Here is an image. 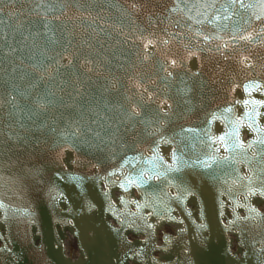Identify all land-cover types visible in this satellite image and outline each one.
Instances as JSON below:
<instances>
[{"label":"water","instance_id":"95a60500","mask_svg":"<svg viewBox=\"0 0 264 264\" xmlns=\"http://www.w3.org/2000/svg\"><path fill=\"white\" fill-rule=\"evenodd\" d=\"M249 181L264 0H0V264H264Z\"/></svg>","mask_w":264,"mask_h":264},{"label":"snow or ice","instance_id":"6c2138e0","mask_svg":"<svg viewBox=\"0 0 264 264\" xmlns=\"http://www.w3.org/2000/svg\"><path fill=\"white\" fill-rule=\"evenodd\" d=\"M38 103H39V106L40 107H44V102L43 101H40ZM134 113L135 112H133V114ZM222 146L225 148V150H228L229 149V146L227 144H223ZM243 146H244V142L243 141H240V143L238 145H236L235 147H243ZM219 151H220L219 148H216L215 149V152L218 153ZM159 159L161 161H163V157L162 156L159 157ZM172 159L173 160L176 159V156H175V153L174 152L172 154ZM209 160H215V156H210L209 157ZM165 163H166V161H165ZM196 164H198V165H200V166H202L204 168H208V167L211 166L210 163L208 162V160H205V161H199L198 160V161L194 162V165L193 166H195ZM168 170L169 171H176V172H179L180 171L179 168L173 169L171 165H168ZM160 175H163V173H160L155 178L156 179H159V176ZM152 178L153 177H149L148 179L151 180ZM129 183H130V185L133 184L131 181ZM135 183H138L139 185H142L144 183H147V181H145V180H143V178H141L140 180L136 181ZM249 185H250L249 186V189H248V196L249 197H252V196L264 197V181L260 182L259 184H253L251 181H249ZM120 187L121 188H124L125 191H127V188L125 187V185L123 183L120 184ZM189 194H191V193H189ZM244 206L248 209L250 215H252L253 217H256V216L259 215L256 212V209L254 207H252L250 204L246 203Z\"/></svg>","mask_w":264,"mask_h":264},{"label":"bare ground","instance_id":"6f19581e","mask_svg":"<svg viewBox=\"0 0 264 264\" xmlns=\"http://www.w3.org/2000/svg\"><path fill=\"white\" fill-rule=\"evenodd\" d=\"M68 248L69 251L71 252V249L74 248V252H72L73 255H77L78 254V250L76 248V243L74 240L68 241Z\"/></svg>","mask_w":264,"mask_h":264},{"label":"rangeland","instance_id":"374dc122","mask_svg":"<svg viewBox=\"0 0 264 264\" xmlns=\"http://www.w3.org/2000/svg\"><path fill=\"white\" fill-rule=\"evenodd\" d=\"M71 251L74 252V248H72Z\"/></svg>","mask_w":264,"mask_h":264}]
</instances>
